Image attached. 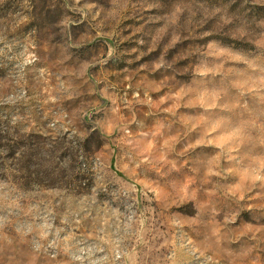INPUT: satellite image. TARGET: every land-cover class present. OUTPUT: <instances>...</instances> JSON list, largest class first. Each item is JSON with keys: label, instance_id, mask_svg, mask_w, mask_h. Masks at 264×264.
<instances>
[{"label": "clouds", "instance_id": "9594fccd", "mask_svg": "<svg viewBox=\"0 0 264 264\" xmlns=\"http://www.w3.org/2000/svg\"><path fill=\"white\" fill-rule=\"evenodd\" d=\"M0 264H264V0H0Z\"/></svg>", "mask_w": 264, "mask_h": 264}, {"label": "rangeland", "instance_id": "374dc122", "mask_svg": "<svg viewBox=\"0 0 264 264\" xmlns=\"http://www.w3.org/2000/svg\"><path fill=\"white\" fill-rule=\"evenodd\" d=\"M9 5H5V8H7ZM134 127V126H133Z\"/></svg>", "mask_w": 264, "mask_h": 264}]
</instances>
